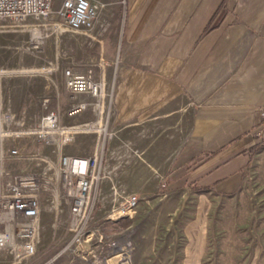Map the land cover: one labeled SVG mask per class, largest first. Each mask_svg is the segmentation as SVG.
<instances>
[{
	"label": "rangeland",
	"instance_id": "rangeland-1",
	"mask_svg": "<svg viewBox=\"0 0 264 264\" xmlns=\"http://www.w3.org/2000/svg\"><path fill=\"white\" fill-rule=\"evenodd\" d=\"M63 1L54 0L55 14L43 22L26 21V27H19L10 21H0V91L3 88L0 100L4 111L15 115V123L10 126L12 131L18 130L21 124L26 128L36 126L47 110L60 114L62 126L70 127L68 122L81 115H87L83 123L92 122L87 124L89 127L83 125L81 133L63 148L45 145L36 139L21 140L25 157L7 159L2 165L12 174H35L41 184L37 254L21 264H181L187 247L184 227L202 211L209 241L201 264H250L257 247L252 242V222L259 220L264 211V184L260 183L264 182V150L257 157L255 168L259 166L260 170L253 169L249 175V190L234 201L207 202L206 210L204 198L182 188L168 187L166 177L172 172L153 168L174 146V141L171 144L170 139L160 135L166 132L163 127L168 123H148L126 133L125 137L121 130H109L114 113L113 88L123 55V27L107 26L99 13L103 1L92 0L99 8L97 27L70 31L56 15ZM66 69L75 73L92 71L94 78L105 85V97L99 101V108H93L98 102L88 95L73 97L68 92L64 80ZM24 74L30 82L25 77L17 78ZM83 101L92 106L70 117L68 113L73 106ZM141 129L145 136L139 135ZM78 135L80 139L76 143ZM123 139L127 141L125 144ZM177 141L181 147L185 138ZM13 145L14 141L7 138L2 147L6 152ZM74 148L85 158L102 154L101 178L91 188L94 244L84 246L86 252H91L83 256L85 259L73 249H67L73 237L72 201L64 187L60 158L62 155L75 157ZM145 148L148 149L144 151ZM35 155L40 158L35 160ZM145 166L150 169L146 172L148 177L159 175L162 181L157 193L146 200L136 187L138 169ZM130 195H138L140 199L137 213L132 219L111 221ZM205 219L202 230H205ZM122 254L119 262L114 261ZM13 259L7 251L0 250V264H15Z\"/></svg>",
	"mask_w": 264,
	"mask_h": 264
},
{
	"label": "crops",
	"instance_id": "crops-1",
	"mask_svg": "<svg viewBox=\"0 0 264 264\" xmlns=\"http://www.w3.org/2000/svg\"><path fill=\"white\" fill-rule=\"evenodd\" d=\"M102 1L100 19L109 27H123L109 130H121L125 137L148 123H168L160 135L174 146L153 167L172 172L166 177L168 187L204 198L206 210L207 202L244 195L250 173L260 170L255 167L264 150L250 159L248 150L264 140L256 135L264 108V0ZM84 118H71L68 125L92 123H83ZM179 138H185L181 147ZM73 155L85 158L77 149ZM148 169L140 167L136 181L145 200L162 182L159 175L148 177ZM189 184L205 191L192 192ZM204 219L202 211L184 227L187 247L181 264H201L209 241ZM258 219L252 222L257 247L250 264H264V211Z\"/></svg>",
	"mask_w": 264,
	"mask_h": 264
},
{
	"label": "built area",
	"instance_id": "built-area-1",
	"mask_svg": "<svg viewBox=\"0 0 264 264\" xmlns=\"http://www.w3.org/2000/svg\"><path fill=\"white\" fill-rule=\"evenodd\" d=\"M98 9L92 0H64L56 15L70 31L79 32L97 27ZM54 14V0H0V21H10L19 27H26V21H46ZM64 80L66 89L73 97L88 95L90 99L98 102L93 108L101 106L99 101L105 97V85L94 78L92 71L75 73L72 69H66ZM90 106L92 105L87 101L79 102L68 115L73 117ZM260 118L261 124L256 135L263 139L264 108L260 110ZM15 120V115L9 110L4 111L0 103V145L2 147L7 138L14 141V145L6 152L3 147L0 149V250L7 251L14 258L15 264H21L25 259L37 254L40 240L41 184L35 174H12L2 165L7 159L18 160L25 157V149L20 145L21 140L36 139L45 145L63 148L83 129L62 126L60 114L53 110H47L34 127L26 128L21 124L18 130L12 131L10 126ZM33 158L38 160L40 157L35 155ZM101 162V153L91 158L68 155H62L60 158L64 187L72 201L70 231L73 237L67 243V249H73L75 254L83 259V256L91 254L86 252L84 246L94 244V231L91 228L94 219L91 188L101 178ZM139 203L138 195L128 196L117 215L113 216L116 220L111 217V221L132 219L137 213Z\"/></svg>",
	"mask_w": 264,
	"mask_h": 264
},
{
	"label": "trees",
	"instance_id": "trees-1",
	"mask_svg": "<svg viewBox=\"0 0 264 264\" xmlns=\"http://www.w3.org/2000/svg\"><path fill=\"white\" fill-rule=\"evenodd\" d=\"M264 149V140L256 145H254L253 147H251L248 152L250 155V159H252V157H254L255 154H258L259 152H261ZM189 190L192 192H201V191H205V189L203 187H200V185L198 186V184H189L188 186ZM207 190V188H206Z\"/></svg>",
	"mask_w": 264,
	"mask_h": 264
},
{
	"label": "bare ground",
	"instance_id": "bare-ground-1",
	"mask_svg": "<svg viewBox=\"0 0 264 264\" xmlns=\"http://www.w3.org/2000/svg\"><path fill=\"white\" fill-rule=\"evenodd\" d=\"M112 220H116V217H112ZM123 256V254L121 255V256H118L114 261H116V262H119L120 260H121V258H123L122 257ZM128 259V258H127ZM122 260H124V259H122ZM123 262V261H122ZM114 263V262H113ZM118 264H126V263H118Z\"/></svg>",
	"mask_w": 264,
	"mask_h": 264
}]
</instances>
